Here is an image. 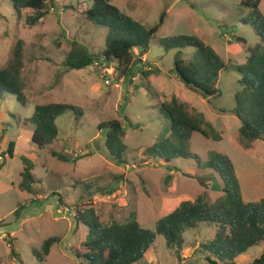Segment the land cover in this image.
<instances>
[{"label":"rangeland","instance_id":"obj_1","mask_svg":"<svg viewBox=\"0 0 264 264\" xmlns=\"http://www.w3.org/2000/svg\"><path fill=\"white\" fill-rule=\"evenodd\" d=\"M242 2L245 0H114L113 4L144 25L152 26L167 14L148 54L134 50L143 65L160 70L150 77V85L145 82L149 93L139 87L135 90L142 83L139 73L132 84L118 81L117 65L103 59L97 60L100 66L81 71L65 68L71 42L85 45L94 54L106 48L107 30L89 23L85 15L92 0H54L49 16L35 27L25 26L24 16L31 12H25L20 20L14 5L0 0V69L7 66L13 49L23 41L22 77L30 103L23 107L13 97L0 100V264H39L33 250L50 238L61 241L52 248L47 264H84L76 256L86 254L83 244L89 233V210H94L103 225L125 223L136 214L143 228L154 230L161 218L184 201L193 202L203 195L215 203L224 194L223 184L218 174L201 166L214 152L230 157L242 183L253 178V188L243 192L247 202L264 199V141L247 150L238 142L241 124L234 114L237 75L222 73L218 84L221 97L205 99L175 77L177 50L167 52L159 43L166 38L197 36L226 61L244 65L247 50L259 38L242 24L250 12ZM260 9L264 15V0ZM234 37L243 38L246 44L232 41L231 47L229 40ZM192 52L187 49L184 53ZM174 97L190 116L203 114L222 139L216 142L200 133L193 135L190 152L201 165L193 158L165 164L146 151L168 135L169 121L159 116L157 108ZM49 103L73 105L83 111L82 116L65 113L57 121L59 138L52 148L64 161L32 143L34 126L27 120L35 105ZM112 120L122 122L127 130V165L112 161L106 149V131L98 129L102 122ZM11 143L15 144L14 157L3 158ZM24 158L35 165L40 195L19 189ZM18 205L25 206L19 220L15 217ZM216 228L203 223L187 231L181 259L159 236L155 247L137 264H210L201 246L214 240ZM10 242L21 261L10 255ZM263 251L264 244L236 262L252 264Z\"/></svg>","mask_w":264,"mask_h":264},{"label":"trees","instance_id":"obj_2","mask_svg":"<svg viewBox=\"0 0 264 264\" xmlns=\"http://www.w3.org/2000/svg\"><path fill=\"white\" fill-rule=\"evenodd\" d=\"M15 7L20 20L25 12L26 27H35L44 22L50 14L49 6L54 0H9ZM93 5L85 15L92 25L107 30L106 48L101 54H94L85 45L76 41L70 43V51L64 62L69 71H81L94 66L97 60L116 64L117 80L129 82L133 70L142 59L135 58L134 50L141 55L148 54L151 42L165 24L166 13L156 24L144 25L137 21L117 5L114 0H92ZM262 0H245L241 6L250 10L242 20V24L253 29L259 42L247 50L246 63L234 64L226 61L214 48L203 42L197 36H179L161 39L160 45L165 51L177 50L175 56V77L190 91L205 99L221 97L218 88L222 73L237 75V92L235 94L234 114L241 126L238 142L247 150L258 141H264V15L260 5ZM232 41L245 43L243 38L234 37ZM190 49L194 52L184 53ZM25 68V51L23 41H19L12 52L7 66L0 69V100L5 97L15 98L23 107L29 105L27 85L23 80ZM151 64L140 69L142 81L135 90H148L150 77L159 73ZM147 82L149 85H146ZM139 87V88H137ZM159 116L169 121L170 129L167 136L161 137L146 151L155 159L171 164L177 159L199 158L192 155L190 145L195 133H200L207 139L220 142L222 139L203 114L190 116L186 106L180 104L176 97L170 103H164L158 108ZM74 112L82 116L83 111L73 105L64 103L38 104L34 107L33 116L27 120L34 126L33 145L40 151L48 153L59 161L65 157L54 150L52 146L58 141V119L65 113ZM26 122V123H27ZM132 126V125H131ZM134 127V126H132ZM99 131H106V149L116 165H127L125 155L128 146L125 144L127 130L124 124L117 120L102 122ZM15 144L11 143L3 158L14 157ZM4 160V159H3ZM24 172L21 175L19 189L32 195H40L37 182L34 179V163L24 158ZM202 170H211L218 174L223 186V196L215 203H209L203 195L195 201L182 202L172 213L161 218L154 230L145 229L138 222L136 214H132L125 223L103 225L95 215L94 210L86 212L89 220V233L83 244L86 254L77 258L84 264H137L155 247L159 236L166 240L169 250L181 259V250L185 244V235L189 230H195L200 224L216 225L213 241L201 246L210 264H238L236 260L245 256L251 249L264 244V199L256 202L244 200L240 180L235 166L227 155L212 153ZM173 169V167H169ZM24 205H18L15 212L17 220L21 218ZM0 227L1 223H0ZM60 238H50L43 242L39 250H33L39 264H47L55 244ZM12 255L21 261L15 244H11ZM252 264H264V251Z\"/></svg>","mask_w":264,"mask_h":264},{"label":"crops","instance_id":"obj_3","mask_svg":"<svg viewBox=\"0 0 264 264\" xmlns=\"http://www.w3.org/2000/svg\"><path fill=\"white\" fill-rule=\"evenodd\" d=\"M260 8H261V5H260ZM231 40H229V43H230V45H231V47H232V42H230ZM237 171V170H236ZM237 175H238V172H237ZM238 178H239V180H240V177H239V175H238ZM253 178H251V177H248V178H245V180H244V182L242 183V181L240 180V184H241V188H242V193L243 192H245V189L246 190H248V189H250V188H253V186H252V184H253ZM251 190H249L248 192H250ZM244 196V195H243ZM244 200H245V198H244ZM246 201V200H245Z\"/></svg>","mask_w":264,"mask_h":264},{"label":"water","instance_id":"obj_4","mask_svg":"<svg viewBox=\"0 0 264 264\" xmlns=\"http://www.w3.org/2000/svg\"><path fill=\"white\" fill-rule=\"evenodd\" d=\"M145 65L139 64L137 67L134 68L133 73L131 75V78L129 80L130 84L134 82V79L136 78V75L140 72V68L144 67Z\"/></svg>","mask_w":264,"mask_h":264},{"label":"built area","instance_id":"obj_5","mask_svg":"<svg viewBox=\"0 0 264 264\" xmlns=\"http://www.w3.org/2000/svg\"><path fill=\"white\" fill-rule=\"evenodd\" d=\"M94 65H96V66H100V62L99 61H96L95 63H94ZM0 160H2V158H0ZM3 162V161H2ZM1 162V163H2Z\"/></svg>","mask_w":264,"mask_h":264}]
</instances>
